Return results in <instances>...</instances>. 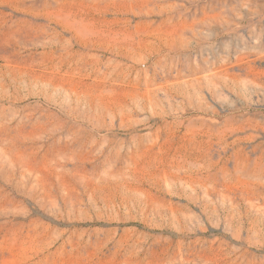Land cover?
I'll use <instances>...</instances> for the list:
<instances>
[{"label": "rangeland", "instance_id": "rangeland-1", "mask_svg": "<svg viewBox=\"0 0 264 264\" xmlns=\"http://www.w3.org/2000/svg\"><path fill=\"white\" fill-rule=\"evenodd\" d=\"M0 264H264V0H0Z\"/></svg>", "mask_w": 264, "mask_h": 264}]
</instances>
